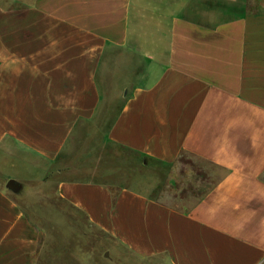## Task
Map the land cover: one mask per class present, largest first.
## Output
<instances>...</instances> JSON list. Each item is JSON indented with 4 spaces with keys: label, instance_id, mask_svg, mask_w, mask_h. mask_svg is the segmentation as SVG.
Wrapping results in <instances>:
<instances>
[{
    "label": "crops",
    "instance_id": "crops-1",
    "mask_svg": "<svg viewBox=\"0 0 264 264\" xmlns=\"http://www.w3.org/2000/svg\"><path fill=\"white\" fill-rule=\"evenodd\" d=\"M219 1L236 10L0 0V264H38L48 238L7 186L10 169L52 186L111 239L114 257L264 264V0ZM104 144L227 172L179 209L101 178ZM76 153L88 166L68 162Z\"/></svg>",
    "mask_w": 264,
    "mask_h": 264
},
{
    "label": "rangeland",
    "instance_id": "rangeland-1",
    "mask_svg": "<svg viewBox=\"0 0 264 264\" xmlns=\"http://www.w3.org/2000/svg\"><path fill=\"white\" fill-rule=\"evenodd\" d=\"M210 6L231 12L236 10L233 4L219 0H210ZM75 146L78 151L88 149L87 144ZM103 149L107 157L97 165L101 178L110 183L112 180L119 181L120 185L137 189L179 209L195 203L224 174L222 170L207 167L204 161L188 154L182 155L173 163L165 164L144 159L121 147L105 145ZM78 154L80 153L74 154L68 162L82 168L88 166V155L81 159ZM10 170L14 179L25 183H21L22 188L18 192L25 209L36 223L48 228L45 254L38 258V264L157 263H143L121 250L116 251L118 256L114 257L110 251L113 245L111 239L94 227L82 213L57 198L52 186L44 187L41 183L31 182L28 186L25 174ZM29 188L31 191L27 193Z\"/></svg>",
    "mask_w": 264,
    "mask_h": 264
},
{
    "label": "water",
    "instance_id": "water-1",
    "mask_svg": "<svg viewBox=\"0 0 264 264\" xmlns=\"http://www.w3.org/2000/svg\"><path fill=\"white\" fill-rule=\"evenodd\" d=\"M7 186L14 192H19L22 188V184L15 179H10Z\"/></svg>",
    "mask_w": 264,
    "mask_h": 264
},
{
    "label": "trees",
    "instance_id": "trees-1",
    "mask_svg": "<svg viewBox=\"0 0 264 264\" xmlns=\"http://www.w3.org/2000/svg\"><path fill=\"white\" fill-rule=\"evenodd\" d=\"M204 164L205 165H207V167H212V168H217V169H220V170H222L224 173H226L227 172V170L226 169H224V168H222V167H220V166H218V165H215V164H212V163H210V162H204ZM206 167V166H205ZM205 167H203V168H205ZM213 186V185H212ZM211 186V187H212Z\"/></svg>",
    "mask_w": 264,
    "mask_h": 264
}]
</instances>
